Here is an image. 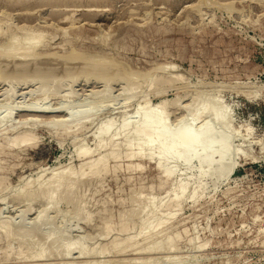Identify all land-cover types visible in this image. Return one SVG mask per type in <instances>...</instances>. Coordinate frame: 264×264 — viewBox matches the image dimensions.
I'll use <instances>...</instances> for the list:
<instances>
[{"label": "rangeland", "instance_id": "374dc122", "mask_svg": "<svg viewBox=\"0 0 264 264\" xmlns=\"http://www.w3.org/2000/svg\"><path fill=\"white\" fill-rule=\"evenodd\" d=\"M38 32L35 49L14 50ZM0 52V107L8 104L0 113L21 109L0 126V264H264V0H0ZM163 100L172 123L203 103L225 107L233 157L202 169L195 160L167 176L156 158L124 145L97 167L102 173L89 169L85 162L111 151L79 155L96 147L104 120L119 125L141 104ZM86 108L85 119L66 116ZM25 131L35 139L16 144ZM61 172L71 176L52 204L44 191Z\"/></svg>", "mask_w": 264, "mask_h": 264}, {"label": "bare ground", "instance_id": "6f19581e", "mask_svg": "<svg viewBox=\"0 0 264 264\" xmlns=\"http://www.w3.org/2000/svg\"><path fill=\"white\" fill-rule=\"evenodd\" d=\"M24 1V0H23ZM19 2V1H18ZM17 3V2H16ZM6 14V13H5ZM4 15V14H3ZM76 27V26H75ZM74 28V27H73ZM3 30V29H2ZM64 30H66V29H64ZM43 32V31H42ZM39 33V35H32L31 34V36H29L31 39L30 40H28L27 42H26V44H27V46H25V44H24V46H23V43L22 42H17L16 43V45L14 44H12L13 45V47H14V50L15 51H20V50H23V52H24V50H30V49H35L36 48V43H37V40H39V38H40V36H41V34H40V32H38ZM64 33H66L67 34V32H64ZM45 34V33H44ZM43 35V34H42ZM42 37V36H41ZM109 37V36H108ZM107 36H106V38H108ZM43 38V37H42ZM41 38V39H42ZM19 39V38H18ZM40 39V40H41ZM109 39V38H108ZM39 40V41H40ZM17 41V40H16ZM108 42V41H107ZM19 43H22V44H19ZM40 43V42H39ZM21 45V46H20ZM42 46V45H41ZM12 47V46H11ZM38 48V47H37ZM32 51V50H31ZM2 52V51H1ZM0 52V53H1ZM35 52V51H34ZM33 52V53H34ZM73 53V52H72ZM2 54H3V52H2ZM29 54H30V52H29ZM1 55V54H0ZM4 55H5V53H4ZM47 55H49V54H47ZM68 55V54H67ZM70 55V54H69ZM68 55V56H69ZM3 56V55H2ZM36 56V55H35ZM87 56V55H86ZM85 56V57H86ZM90 56V55H89ZM88 56V57H89ZM73 57H74V55H73ZM79 57V56H78ZM82 57H83V55H82ZM1 58V57H0ZM42 58V57H41ZM93 58V57H92ZM98 58V57H97ZM37 59V58H36ZM40 59V58H39ZM82 59V58H81ZM84 59V58H83ZM87 59V58H86ZM91 59V58H90ZM5 60V59H4ZM8 60V59H7ZM50 60V59H49ZM92 60V59H91ZM96 60V59H95ZM100 60H101V58H100ZM107 60V59H106ZM15 61V60H14ZM42 61V60H41ZM41 61H38V62H41ZM8 62V61H7ZM37 62V61H36ZM96 62V61H95ZM94 62V63H95ZM103 62H105V61H103ZM117 62V61H116ZM2 63H3V61H2ZM1 63V64H2ZM5 63V62H4ZM87 63V62H86ZM99 63H100V61H99ZM115 63V62H114ZM9 64V63H8ZM27 64V63H26ZM53 64V63H52ZM57 65H58V63H56ZM92 64H93V62H92ZM116 64V63H115ZM6 65V64H5ZM19 65V64H18ZM96 65H98L99 66V64H97L96 63ZM114 65V64H113ZM121 65V64H120ZM22 66V65H21ZM25 66V65H24ZM28 66V65H27ZM31 66H32V64H31ZM31 66H29V67H31ZM34 66H36V65H34ZM51 66V65H50ZM85 66V65H84ZM88 66V65H87ZM90 66V65H89ZM1 67V66H0ZM14 67V66H13ZM16 67V66H15ZM23 67V66H22ZM40 67V66H39ZM44 67V66H43ZM58 67V66H57ZM90 67H92V66H90ZM89 67V68H90ZM100 67V66H99ZM102 67V66H101ZM113 67V66H112ZM111 67V68H112ZM117 67V66H116ZM5 68V67H4ZM115 68V67H114ZM119 68V67H118ZM18 69V68H17ZM37 69V68H36ZM42 69V68H41ZM82 69H83V67H82ZM87 69V68H86ZM86 69H85V72H86ZM95 69V68H94ZM104 69V68H103ZM4 70V69H3ZM2 70V71H3ZM24 70V69H23ZM50 70V69H49ZM81 70V69H80ZM98 70V69H97ZM117 70V69H116ZM115 70V71H116ZM1 71V70H0ZM21 71V70H20ZM25 71V70H24ZM23 71V72H24ZM41 72L43 71V70H40ZM52 71V70H51ZM84 71V70H83ZM82 71V72H83ZM89 71V70H88ZM91 71H92V69H91ZM37 72V71H36ZM94 72L95 71H93V74H94ZM108 72V71H107ZM107 72H106V74H107ZM17 73V72H16ZM40 73V72H39ZM97 73H100V72H97ZM103 73V72H102ZM101 73V74H102ZM112 73V72H111ZM2 74H4V73H2ZM7 74V73H6ZM17 74H19V72L17 73ZM23 74V73H22ZM29 74V73H28ZM37 74V73H36ZM81 74V73H80ZM80 74H79V76H80ZM92 74V73H91ZM92 74V75H93ZM105 74V75H106ZM108 74H110V72L108 73ZM130 74H132V73H130ZM134 74V73H133ZM132 74V75H133ZM14 75V74H13ZM25 75V74H24ZM40 75H42V74H40ZM44 75V74H43ZM111 75H114L113 73L111 74ZM135 75V74H134ZM137 75V74H136ZM3 75H1V77H2ZM6 76H8V75H6ZM10 76V75H9ZM20 76V75H19ZM82 76V75H81ZM89 76V75H88ZM109 76V75H108ZM25 77H28V75L27 76H25ZM25 77H22L23 79L25 78ZM31 77V76H30ZM30 77H28V80L29 81H31L32 80V78H31V80L29 79ZM33 77V76H32ZM104 77V76H103ZM102 77V78H103ZM110 77V76H109ZM5 78V77H4ZM7 78V77H6ZM10 78H12V77H10ZM14 78V77H13ZM16 79H17V76L15 77ZM38 78V77H37ZM42 78V77H41ZM86 78V77H85ZM21 79V78H20ZM22 79V80H23ZM27 79V78H26ZM134 79V78H133ZM11 80V79H10ZM25 80V79H24ZM23 80V81H24ZM33 80H34V78H33ZM36 80V79H35ZM103 80H105V78H103ZM12 82L13 81H15V80H11ZM19 81V80H18ZM15 82H17V81H15ZM25 82H27V81H25ZM12 90V89H11ZM47 90H49V89H47ZM46 91V90H45ZM5 92V91H4ZM13 92V91H12ZM15 92V91H14ZM14 92L13 93H8V92H6V93H8V94H6V95H8L7 97V101H8V99L9 98H13V96L15 95L14 94ZM129 92V91H128ZM47 93V92H46ZM50 93V92H49ZM1 94V93H0ZM24 94V93H23ZM6 97V96H5ZM4 97V98H5ZM45 97V96H44ZM47 97V96H46ZM94 98V97H93ZM96 98V97H95ZM130 98V96L128 95L127 96V99L126 100H128ZM6 100V99H5ZM46 100V99H45ZM44 100V101H45ZM95 102V101H94ZM206 102H208V101H206ZM211 102V101H210ZM203 103V106H201V107H199L197 110L195 109V111L193 112V110H192V113L190 114L189 113V110H188V113L189 114H184V115H182V116H177L176 115V122L174 123H172V121L171 122H169V116H168V114L165 112V108H167V107H169V104L167 103V101H162V102H160L159 104H156V105H149L148 103H144V104H141L136 110H135V112H133V114H129L130 116H124V118L122 119V123L121 124H116V119L114 118V117H109V118H107L106 120H104V122H102L101 123V125L97 128V131L94 133L95 135V141H96V147L95 148H91L90 146H84V147H82V146H80V147H82L81 149H79V155H86V154H90L91 152H93V151H95L96 149H99V148H104V150H105V147H110L111 148V151L110 152H108V154H103L104 156H101L100 158H98V159H96L95 158V160L94 161H88V162H85V164L87 165V166H89V169H91L92 167H94L95 166V168L96 169H94V171H96L97 169V172L100 174V172L102 171L101 169H103V167H99V168H97L99 165L101 166V164H105V165H107L106 163H105V161L108 159V158H106L107 156H110V157H112V156H114V157H118V156H120L119 154H120V149L121 148H123V147H121V146H124V145H127V148L129 147V146H134V145H136L137 146V150H138V152H135L136 154H138V153H140V154H146V155H148V156H150V157H154V158H156L155 160H157V163H158V166H160L162 169H163V172L167 175V176H171L172 174H174L175 172H176V170H180L178 167L180 166V165H182V164H185V165H187V166H189V167H192V165H193V162L195 161V160H197L198 161V163L200 164V165H202V166H198L200 169H202L201 167H203V165H205V163H210V162H213L214 163V161H225V159H227L228 157H230V154H231V156H232V153H230V150H231V148H230V146L228 147V141H231L230 140V138H231V135L230 134H232V127H231V115H230V113H228L229 111H227V109L225 108V107H223V106H218V105H215V104H211V103ZM3 103H4V101H3ZM166 104H168V105H166ZM8 104L5 102L4 103V105L3 106H1V107H4V106H7ZM27 105V104H26ZM24 106V105H23ZM23 106H22V108H23ZM35 106V105H34ZM167 106V107H166ZM1 107H0V110H1ZM17 107H20L19 106V104L17 105ZM30 107V106H29ZM32 107V106H31ZM37 107V106H36ZM35 107V108H36ZM43 107V106H42ZM45 107V106H44ZM62 107V106H61ZM92 107V106H91ZM4 108H6V107H4ZM27 108V107H26ZM32 108H34V107H32ZM34 108V109H35ZM40 110H42L41 109V107H38ZM57 108V110H44V111H47V112H58V110H61V109H59L58 107H56ZM88 108V107H87ZM86 108V109H87ZM3 109V108H2ZM8 109V108H7ZM12 109V110H11ZM11 109H8L9 111H5L4 109V111L6 112V113H4V111L2 112V113H0V126H1V123L3 124V122H5L8 118H11V116L16 112V109L19 111V110H21V109H19V108H15L14 109V107L13 108H11ZM25 109V108H24ZM31 109V108H30ZM86 109H75L76 111H73L72 110V112H70L69 110V115L67 114L66 116L69 118V116H77L79 119H85V117H86V113H88V109L86 110ZM90 109V108H89ZM93 109V108H92ZM91 109V110H92ZM168 109V108H167ZM62 110H63V108H62ZM38 111V110H37ZM90 111V110H89ZM94 111V110H93ZM168 111V110H167ZM1 112V111H0ZM92 112V111H91ZM18 114H20L21 115V112L20 113H18ZM52 115V114H51ZM65 115V114H64ZM128 115V114H127ZM170 115V114H169ZM190 115V116H189ZM57 116V115H56ZM55 116V117H56ZM88 116V115H87ZM209 116V117H208ZM63 117H65V116H63ZM67 117H65V118H67ZM73 117H71L72 119H73ZM211 117V118H210ZM54 118V117H53ZM52 118V119H53ZM57 118V117H56ZM67 118V119H68ZM75 118V117H74ZM60 119V118H59ZM70 119V118H69ZM81 119V120H82ZM54 120V119H53ZM53 120H51V121H53ZM57 120V119H56ZM56 120L54 121V123L56 124ZM64 119H62V121H63ZM66 120V119H65ZM64 120V121H65ZM77 120V119H76ZM80 120V121H81ZM174 120V121H175ZM61 121V120H60ZM63 121V122H64ZM68 121L69 120H67V122H64V123H67V125H68ZM118 121V120H117ZM25 122V121H24ZM58 122V121H57ZM71 122V121H70ZM53 123V124H54ZM59 123V122H58ZM57 123V124H58ZM61 123V122H60ZM78 124V123H77ZM79 124H81V122L79 123ZM64 125V124H63ZM17 126V125H16ZM65 127H67V126H65ZM69 127V126H68ZM18 128V127H17ZM10 129H12V128H10ZM66 130V129H65ZM234 131L236 130V129H233ZM233 131V132H234ZM238 132V131H237ZM233 134H235V133H233ZM232 134V135H233ZM236 135V134H235ZM234 135V136H235ZM34 136V135H33ZM238 137V136H237ZM120 138H122L121 140H119ZM233 138V137H232ZM231 138V139H232ZM8 139V138H7ZM33 139H35L34 137H32V136H30V131H25L18 139H16V144H27L29 141H31V140H33ZM15 140V139H14ZM12 140H10V142H11ZM14 142V141H13ZM26 142V143H25ZM8 144H11V143H8ZM13 144V143H12ZM29 144V143H28ZM230 144V143H229ZM31 145V144H30ZM33 145V144H32ZM231 145H232V143H231ZM6 146V145H5ZM8 146V145H7ZM6 146V147H7ZM2 147V146H1ZM121 147V148H120ZM135 147V146H134ZM20 148V147H19ZM27 147H25V149H26ZM103 148H102V150H103ZM4 149V148H3ZM12 149V148H11ZM23 149V148H22ZM21 149V150H22ZM126 149V148H125ZM131 149V148H130ZM133 149V148H132ZM233 149H235V148H232V152H233ZM122 150V149H121ZM237 150V149H236ZM241 150V149H240ZM4 153L3 151H0V153ZM99 152V151H98ZM242 152V151H241ZM240 152V153H241ZM21 153H23V152H21ZM125 153V152H124ZM128 153V152H127ZM235 153H237V151L235 152ZM239 153V152H238ZM237 153V154H238ZM246 153V152H245ZM5 154V153H4ZM9 154V153H8ZM10 154H11V152H10ZM93 154V153H92ZM96 154H97V152H96ZM130 154H132V153H130ZM140 154H139V156H140ZM3 155V154H2ZM7 155V154H6ZM13 155V154H12ZM91 155V154H90ZM95 155V154H94ZM122 155V154H121ZM125 155V154H124ZM123 155V156H124ZM133 155H135V154H133ZM233 155H234V153H233ZM100 156V155H99ZM123 156H121V157H123ZM138 156V157H139ZM147 156V157H148ZM113 157V158H114ZM134 157V156H133ZM132 157V158H133ZM142 158H144L143 156H141ZM149 157V158H150ZM233 157V156H232ZM154 158L153 159H151V160H154ZM115 159V158H114ZM121 159V158H120ZM131 159V158H130ZM230 159V158H229ZM93 160V159H92ZM116 160H118V159H116ZM228 160V159H227ZM108 161V160H107ZM106 161V162H107ZM110 161V160H109ZM234 161H235V159H234ZM230 162V161H229ZM170 163H172V165H170ZM223 163V162H222ZM231 163H232V160H231ZM109 164V163H108ZM134 164V163H133ZM132 164V165H133ZM156 164V163H155ZM212 164V163H211ZM211 164H210V166H211ZM215 164V163H214ZM84 165V164H83ZM139 165V164H138ZM142 165H144V164H141V167H143ZM225 164H223V166H224ZM103 166V165H102ZM137 165H134V167H136ZM145 166V165H144ZM150 166V165H149ZM194 166V165H193ZM208 167L207 165H206V167H208V169L209 170H211V167ZM221 166V165H220ZM223 166H221V167H223ZM231 166H233V163H232V165ZM234 166H235V164H234ZM82 167V166H81ZM80 167V168H81ZM147 167V166H146ZM152 167H154V166H152ZM214 166H212V168H213ZM216 167H218V166H216ZM221 167H219V168H221ZM229 167V166H228ZM87 168L88 167H86V169H84V170H87ZM101 168V169H100ZM116 168V167H115ZM114 168V169H115ZM131 168V167H130ZM178 168V169H177ZM180 168H182V167H180ZM224 168V167H223ZM226 168V167H225ZM93 169V168H92ZM92 169H91V171H92ZM108 170H111V169H109V166H108V168H107ZM106 168L104 169L105 171H108ZM113 169V170H114ZM136 169H137V167H136ZM141 169V168H140ZM205 169V168H204ZM207 169V168H206ZM213 169H215V168H213ZM222 169V168H221ZM229 169V168H228ZM227 169V170H228ZM83 170V169H82ZM188 170V169H187ZM225 170V169H224ZM230 171H231V167H230V169H229ZM233 170V169H232ZM91 171H90V176L92 177L94 174L96 175L97 173H95V172H92L91 173ZM100 171V172H99ZM115 171V170H114ZM215 171V170H214ZM219 171H220V169H219ZM222 171V170H221ZM220 171V172H221ZM226 171V170H225ZM68 172H71L72 173V170H68ZM68 172H66L67 174H64L65 173V171H64V173L63 172H61V173H55L56 175H53L52 177H53V179H52V182H54V183H52L53 185H51V186H53L52 188L50 187H47L48 188V190L47 191H44L45 193H47V194H45V199L48 197V199H50V201L49 202H51V201H54L53 199H55L58 195V192L60 191V188H61V186L65 183V182H67L66 180H68L67 179V177H70L71 176V173H69L70 174V176H68L69 174H68ZM83 172H86V171H83ZM82 172V173H83ZM87 172H89V171H87ZM205 172H206V170H205ZM216 172V171H215ZM214 172V173H215ZM218 172V171H217ZM74 173V172H73ZM82 173H80V174H82ZM94 173V174H93ZM102 173V172H101ZM181 173V172H180ZM200 173H201V171H200ZM199 173V174H200ZM210 173V172H209ZM79 174V175H80ZM91 174H93V175H91ZM177 174H178V171H177ZM202 174H205L204 172L202 173ZM207 174H208V171H207ZM213 174V173H212ZM225 174V173H224ZM230 174V173H229ZM232 174V173H231ZM76 176H74V174H72V178H77V174H75ZM78 175V176H79ZM84 174H82V176H83ZM85 175H87L86 173H85ZM182 175H184V174H182ZM181 175V176H182ZM206 175V174H205ZM219 175H220V173H219ZM221 175H223V174H221ZM227 175H228V173H227ZM74 176V177H73ZM81 176V177H82ZM97 176V175H96ZM95 176V177H96ZM159 176V175H158ZM180 176V177H181ZM95 177H93V178H95ZM178 177V176H177ZM220 177V176H219ZM224 177H225V175H224ZM229 177H230V175H229ZM229 177H228V179H229ZM74 178V179H75ZM92 178V179H93ZM161 178V177H160ZM162 178H163V176H162ZM222 178V177H221ZM227 178V177H226ZM70 179V178H69ZM158 179H159V177H158ZM180 179V178H179ZM186 179V178H185ZM50 181H51V179H49ZM78 180V179H77ZM91 180V179H90ZM161 180V179H160ZM183 180V179H182ZM187 180V179H186ZM185 180V182L184 181H182V182H180V184H178L179 185V187H177L178 189L176 190V193H175V198H173V197H171V198H173L172 200H173V202L174 203H178L179 204V202H181V200H182V197H183V199H184V196H185V194H186V192H187V190H188V188H189V182L188 181H186ZM189 180V179H188ZM75 180H73V182H74ZM50 183V182H49ZM176 183V182H175ZM178 183H179V181H178ZM190 183H191V181H190ZM39 184H41V183H39ZM45 184H47V183H45ZM74 184V183H73ZM163 184V183H162ZM168 185H169V183H167ZM167 184H166V186H167ZM30 185V184H29ZM29 185H25V187L27 186V187H29ZM68 185V184H67ZM200 185V184H199ZM50 186V185H49ZM65 186V185H64ZM174 186V185H173ZM162 187V186H161ZM164 187V186H163ZM172 187V186H171ZM195 187V186H194ZM197 187V186H196ZM195 187V188H196ZM199 187V186H198ZM39 188V187H38ZM40 188H42V187H40ZM40 188L38 189V190H40ZM175 188V187H174ZM199 188H202V187H199ZM24 189V188H23ZM65 189V188H64ZM203 189V188H202ZM28 189L26 188L25 189V191H27ZM37 190V189H36ZM175 190V189H174ZM64 191V190H63ZM28 192H29V190L27 191V192H25V193H27L28 194ZM34 192V191H33ZM66 192V191H65ZM55 193H57V194H55ZM67 193V192H66ZM173 193V192H172ZM198 193V190L197 189H195L194 191H193V193H192V197L193 198H195L194 196H196V195H198L197 194ZM22 194H23V192H22ZM71 194V193H70ZM190 194V193H189ZM25 195V194H24ZM47 195V196H46ZM57 195V196H56ZM199 195H200V193H199ZM26 196V195H25ZM28 196V195H27ZM55 196V197H54ZM152 197V196H151ZM155 197H156V195H155ZM190 197V196H189ZM191 197V198H192ZM201 197V196H200ZM192 198V199H193ZM198 198V197H197ZM59 199V198H58ZM58 199H56V200H58ZM151 199V198H150ZM187 199V198H186ZM171 200V201H172ZM195 200V199H194ZM153 201H155V200H153ZM152 201V202H153ZM171 201H169V202H171ZM58 202V201H57ZM151 202V203H152ZM165 202H166V200H165ZM183 202V201H182ZM195 202V201H194ZM52 203V202H51ZM151 203H150V205H151ZM155 203V202H154ZM168 203V202H167ZM50 204V203H49ZM52 204H54V203H52ZM51 204V205H52ZM153 204V203H152ZM162 204V203H161ZM169 204V203H168ZM171 204V203H170ZM181 205H182V203H180ZM149 204L147 205L148 206V208H149V206H150ZM163 205H165L166 206V203H163ZM173 205V204H172ZM155 206H157L156 204H155ZM175 206V205H174ZM151 207H154V206H151ZM161 207V206H160ZM159 207V209H161ZM169 207V206H168ZM175 207H177V206H175ZM147 208V207H146ZM148 208H147V210H148ZM157 208V207H156ZM156 208H153V210L154 209H156ZM163 208H165L164 206L162 207V209ZM172 208V207H171ZM150 209V208H149ZM159 209H156V210H159ZM173 209H174V207H173ZM172 209V210H173ZM45 210H46V207H45ZM44 210V211H45ZM151 210V209H150ZM149 210V211H150ZM153 210H152V212H153ZM155 210V211H156ZM47 211V210H46ZM167 211H171L170 209H167ZM151 212V211H150ZM157 212V211H156ZM155 212V213H156ZM159 212V211H158ZM158 212H157V214H158ZM174 212V211H173ZM173 212L170 214V215H173ZM164 213V212H163ZM41 214V213H40ZM146 214H148V213H146ZM152 214V213H151ZM151 214H149V215H151ZM165 214H167V213H165ZM39 215V214H38ZM155 215V214H154ZM169 215V214H168ZM85 216V215H84ZM152 216V215H151ZM38 217V216H37ZM46 217V216H45ZM87 217V216H86ZM44 218V214L43 215H40V217L38 218V219H40V220H44L43 219ZM145 218H147V217H145ZM145 218H143V221L145 220ZM163 218V217H162ZM36 219V218H35ZM146 220H148V219H146ZM146 220H145V225L148 223H146ZM37 221V220H36ZM149 221V220H148ZM153 221V220H152ZM162 221V220H161ZM161 221H160V223L158 224V225H160L161 224ZM151 221H149V223H150ZM163 222H164V219H163ZM115 225V224H114ZM8 226L10 227V224H8ZM143 226H144V224H143ZM8 227V228H9ZM148 227V226H147ZM149 228V227H148ZM154 228V227H153ZM167 229H169V228H167ZM10 230V229H9ZM149 230V229H148ZM152 230V229H151ZM156 230V229H155ZM159 230V229H158ZM164 230H166V229H164ZM144 231V230H143ZM146 231V230H145ZM163 231V230H162ZM161 231V232H162ZM140 232V231H139ZM150 232V231H149ZM158 232V231H157ZM167 232V231H166ZM165 232V233H166ZM168 233V232H167ZM162 233H160V235H161ZM178 234V233H177ZM176 234V235H177ZM146 235V234H145ZM155 235H157V234H155ZM164 235V234H163ZM178 235H180L181 236V233L180 234H178ZM177 235V238L179 237ZM147 236H148V234H147ZM146 236V237H147ZM152 236H153V233H152ZM159 236V235H158ZM169 236V235H168ZM172 235H170V237H171ZM154 237V236H153ZM157 237V236H156ZM174 237V236H173ZM57 238V237H56ZM176 238V239H177ZM148 239V238H147ZM150 239H152V238H150ZM164 239H165V236H164V238H163V241H164ZM173 240H174V238H172ZM175 239V240H176ZM180 239V238H179ZM139 240V239H138ZM137 240V241H138ZM155 240V239H154ZM162 240V239H161ZM166 240V242L167 241H171L172 242V240L170 239L169 240V238L167 237V239H165ZM136 241V242H137ZM140 241V240H139ZM162 241V242H163ZM178 241V240H177ZM176 241V242H177ZM142 242H144L145 243V241H143V239H142ZM141 242V243H142ZM146 242H148L147 240H146ZM149 242H151V241H149ZM148 242V243H149ZM166 242L164 243L165 245H166ZM168 242V243H169ZM76 243V241H71V242H69V244H68V249L69 248H71L74 244ZM121 243V242H120ZM126 243V242H125ZM140 243V244H141ZM147 243V244H148ZM152 243V242H151ZM167 243V244H168ZM122 244V243H121ZM136 245H137V248H139V249H143L144 250V252L148 249V251H150L149 249H151V245L152 244H150L149 246H150V248L148 247V245H146L147 247H145V245L144 246H139L138 247V244L139 243H135ZM139 244V245H140ZM146 244V243H145ZM160 244H161V241H159V240H156V241H154L153 242V245H156V249L158 250V248H159V246H160ZM175 244V243H174ZM177 244V243H176ZM116 245V244H115ZM130 245V244H129ZM142 245V244H141ZM165 245H164V247H165ZM172 246H173V242H172V244H171ZM157 246H158V248H157ZM166 246H168V245H166ZM171 246V247H172ZM176 246V245H175ZM118 247H119V245H118ZM130 247H132V245L130 246ZM134 247V246H133ZM155 247V246H154ZM169 247V246H168ZM28 248V247H27ZM135 248V247H134ZM163 247L161 246V249H162ZM166 248V247H165ZM146 249V250H145ZM39 250V249H38ZM70 250V249H69ZM82 250V249H81ZM143 250H141V251H143ZM152 251L154 250L153 248L151 249ZM160 250V249H159ZM158 250V251H159ZM42 251V250H41ZM44 251V250H43ZM138 251V250H137ZM80 252H82V251H80ZM69 254V253H68ZM34 255V254H33ZM45 255V254H44ZM40 256V255H39ZM42 257H43V255H42ZM126 261V260H125ZM128 261V260H127ZM134 261V260H133Z\"/></svg>", "mask_w": 264, "mask_h": 264}, {"label": "trees", "instance_id": "16d2710c", "mask_svg": "<svg viewBox=\"0 0 264 264\" xmlns=\"http://www.w3.org/2000/svg\"><path fill=\"white\" fill-rule=\"evenodd\" d=\"M263 116H264V112H262Z\"/></svg>", "mask_w": 264, "mask_h": 264}]
</instances>
